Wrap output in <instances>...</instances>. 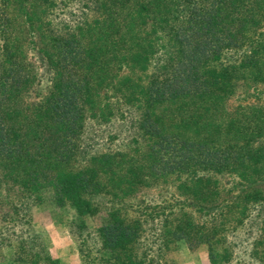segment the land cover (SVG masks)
<instances>
[{"label":"trees","instance_id":"trees-1","mask_svg":"<svg viewBox=\"0 0 264 264\" xmlns=\"http://www.w3.org/2000/svg\"><path fill=\"white\" fill-rule=\"evenodd\" d=\"M67 1L94 15L62 35L52 10L66 0H0V184L18 192L5 204L13 219L0 248L16 242L15 263L59 264L26 221L49 195L80 218L69 233L82 264H163L180 242L231 264L253 224L250 264H264V102L227 108L240 87L263 92L264 0ZM34 29L49 85L26 101L36 78L17 36L32 44ZM149 69L145 81L137 75ZM132 106L140 114L126 117L128 146L90 153L88 121ZM172 177L183 199L137 198ZM193 213L212 223L197 225ZM92 218L94 229L84 223Z\"/></svg>","mask_w":264,"mask_h":264},{"label":"rangeland","instance_id":"rangeland-1","mask_svg":"<svg viewBox=\"0 0 264 264\" xmlns=\"http://www.w3.org/2000/svg\"><path fill=\"white\" fill-rule=\"evenodd\" d=\"M66 3V6H60L52 10V32L55 34L66 35L72 33L71 31H73L77 25L76 23H78V19L84 17L82 13H85L87 20L92 19L94 15L91 10H82L80 8L81 4L77 1L66 0ZM34 30L36 35L32 38V44H30L31 37L27 35L26 31H22L17 36L18 46L22 48L23 54L27 57L31 75L36 78L33 90L30 95L26 97V101L30 99L36 101L40 99V95H44L45 90L49 85L47 81L48 75L45 72L43 63L45 59H41L42 54L39 52V50L42 49V46L40 45V31H36V29ZM151 71L152 70L149 69L147 73L137 75L145 81L146 75ZM256 89L263 90V92L259 95H256L251 91L245 93V89L240 87L237 90L236 98L234 97V99L232 98L228 102V110H237L240 106L262 105L264 102V86H259ZM110 99H112L110 100L112 102L115 101L113 98ZM113 103L116 104V102ZM134 106L129 109V113L125 109L123 114H120L121 116H124L123 118L118 115L109 123L97 124L94 121H88L86 125V133L94 138L93 141L89 142L92 146L90 153H105L107 149L116 151L118 149H124L125 145L128 146L127 144L130 138L126 131V127H129L130 120H128L129 118L126 119V117L131 115L132 118H138L140 114V111ZM218 180L222 185L230 183V186L232 183L229 176H223L222 178H218ZM178 185L179 183L175 182V177L166 180L165 183L160 180L155 186L142 190L137 194V198L146 199L151 205L161 202L173 204L186 197L182 194V190L177 188ZM16 195H18L17 190H10L7 183L0 184V231H4L7 226L10 225L11 219H13L9 214L10 208L5 204L11 201L10 197H15ZM3 198H5V200L1 201ZM178 207H180V205H178ZM256 214L257 211H253V215L256 216ZM192 215L196 224L199 226H201L204 221L212 223L209 217L201 218V215L196 213H193ZM77 220H80V218L77 216V213L72 206L64 205L58 207L51 202L49 195L45 196L44 200L39 203H32L29 218L26 219L32 235L40 238L44 250H46L53 259H57L59 264H82L76 244L69 233L70 224L72 221ZM84 223L90 229H94V227L99 225L100 219H84ZM219 223L220 222H218V224ZM256 228L257 227L253 224L250 239L245 234L246 231H243L242 236L239 238L237 237L235 240V254L231 264H250L251 261H255V257H253V259L249 257L253 248L251 246L253 244L249 243L255 241L257 235L255 234ZM24 236H28V239L26 240L27 242H30V240L32 241L31 237H29V233L24 234L22 237ZM144 237H146V235H144ZM13 245L15 246L16 242H12V246L10 247L2 246L0 248V264H22L21 261L17 263L14 262L17 256L15 255L16 248H14ZM39 247L40 246H37V248ZM24 249L29 251L28 246L24 247ZM24 249L21 251H25ZM253 251H255V249ZM164 261L165 262H162L163 264H210L205 245H199L195 248L189 249L187 245L182 242L166 249ZM252 264L255 263L252 262Z\"/></svg>","mask_w":264,"mask_h":264}]
</instances>
